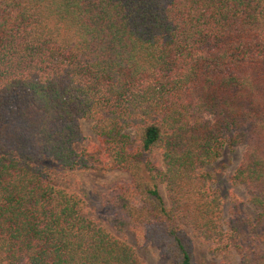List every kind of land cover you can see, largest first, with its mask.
Instances as JSON below:
<instances>
[{
    "label": "trees",
    "instance_id": "1",
    "mask_svg": "<svg viewBox=\"0 0 264 264\" xmlns=\"http://www.w3.org/2000/svg\"><path fill=\"white\" fill-rule=\"evenodd\" d=\"M80 118L100 144L75 147ZM224 146L254 217L224 216ZM81 170L129 180L90 211L56 179ZM260 222L264 0H0V264H143L123 229L197 264L187 227L264 264Z\"/></svg>",
    "mask_w": 264,
    "mask_h": 264
},
{
    "label": "rangeland",
    "instance_id": "2",
    "mask_svg": "<svg viewBox=\"0 0 264 264\" xmlns=\"http://www.w3.org/2000/svg\"><path fill=\"white\" fill-rule=\"evenodd\" d=\"M77 122L83 135V140L75 143V147L78 150L81 148H91L93 145L100 144L101 140L94 130V124L91 119L80 118ZM240 156L241 148L231 150L227 146H224L218 160L213 162L210 167L214 181L213 186L219 190L223 198V210L226 218L238 213L251 217L256 215V209L250 203L247 190L236 184V182L231 181L230 178ZM56 179L65 188L81 195L87 202L90 211L92 209L96 211L101 209L102 195L109 186L118 181H128L129 176L127 173L117 170H81L58 174ZM159 190L165 203L169 204V194L163 183L159 185ZM263 229L264 224L262 222L255 223L252 225L251 232L258 234L262 231L260 235L263 236ZM186 230L194 242L197 264L240 263L241 254L234 249L224 252H214L210 250L211 246L196 237L189 227ZM111 231L115 232L114 229H111ZM117 234L120 239H123L135 248L143 264H178L171 256L163 252L160 246L155 245L154 242L151 243L138 238L134 230L123 229Z\"/></svg>",
    "mask_w": 264,
    "mask_h": 264
}]
</instances>
